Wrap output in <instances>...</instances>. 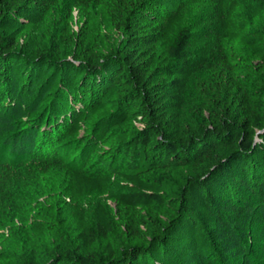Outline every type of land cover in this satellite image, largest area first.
<instances>
[{
  "label": "trees",
  "instance_id": "obj_1",
  "mask_svg": "<svg viewBox=\"0 0 264 264\" xmlns=\"http://www.w3.org/2000/svg\"><path fill=\"white\" fill-rule=\"evenodd\" d=\"M55 4L0 0V114L24 100L27 117L0 146V176L13 164L43 171L6 190L0 180V264H229L201 224L236 243V223L264 235V0H73L81 14L102 10L119 47L102 57L85 24L72 60L54 46L25 63L21 29ZM115 184L117 219L99 202L89 216L81 201ZM163 208L176 213L164 220ZM113 228L130 248L114 249ZM248 240L255 259L261 243Z\"/></svg>",
  "mask_w": 264,
  "mask_h": 264
},
{
  "label": "rangeland",
  "instance_id": "obj_2",
  "mask_svg": "<svg viewBox=\"0 0 264 264\" xmlns=\"http://www.w3.org/2000/svg\"><path fill=\"white\" fill-rule=\"evenodd\" d=\"M72 1L73 0H56V4L52 7L48 16L44 20H36L32 18L30 19V23L26 27L21 29L19 41L16 46V51L19 54L21 53L22 59L23 61H25V63H31L29 61L35 59L36 55L38 54L37 52H41L43 56L49 57L54 50V46L60 47L61 58L63 60H72L73 55L76 53V48L73 44L74 38L80 33L81 28L85 24H87V28L89 30L87 44H96L102 57L113 54L119 47L118 45L121 40V34L111 26L108 18L100 8L95 5H91L88 12L89 14L84 15L81 14L78 9L72 8ZM68 9L71 10V15L68 21L70 38H63L65 39V41H63L61 38L60 30L63 28L64 19L67 15L66 13L68 12ZM188 10L189 11L187 12V19L189 22L201 18L206 11L204 5H200L194 8L189 7ZM212 57L213 55L211 56V58ZM49 73V70L44 67L42 72L43 78L48 77ZM21 103V105L18 104L17 106H15L13 108V111L10 110L12 112L7 110V112H10L9 116L11 117V119L8 118V116L4 114V112L0 114L1 147L5 146V144L8 143L7 139L11 137L14 131L18 129L19 126L17 125L15 127V124H20V122L27 119L26 115L24 114V100H22ZM191 117L195 124L199 122L193 113L191 114ZM254 141L256 143L261 142L259 136H256ZM28 142H34L32 139V135H29L28 141L26 142L27 145ZM40 168L41 167L36 166L35 168L28 165H23L21 167L15 164L11 165V167L8 168L7 171H4L2 176H0V180L1 182H3V184L1 185L3 190H6L9 184L24 185L25 183H31L34 181L36 182L37 179L42 176L43 171H41ZM156 177L162 178L164 181H167L171 184L172 187L170 193L172 194V198H181L182 188L181 186H179L174 177H171L167 173H157ZM119 181L122 182L121 180ZM118 189L119 188H117V184L112 185L107 195H92L90 197H86L81 201V205L85 209L86 213L91 216V211L94 208V205L99 202L104 206L106 211L110 213V217L113 220H116V206L110 199L109 194L118 191ZM170 213L175 214L176 210L171 212V210L163 208L159 211V215L164 220L170 218ZM235 225H237L238 229L240 230V233L238 234V240L236 239V241H238L237 243L233 239H223V237L220 236V234L222 233L221 231H219L218 225H215V222L213 220H209L208 222L204 221L201 224L206 233L207 239H209L210 245L208 246H210L212 254H218L221 257L223 256V262L229 264H253V262L256 263L258 260V264H264V235L261 234V236L259 237V234H257V232L253 228L251 230H248L245 228V224L243 223H236ZM120 234L121 233L116 228H113V232L110 233V241L117 252L130 248L131 246ZM213 235H215L216 237ZM249 237L251 240H258L256 244L258 242L261 243L260 245H258V247H254L255 249L259 248L261 250L256 256L257 258L255 259L249 254V250L251 249L250 245L248 246ZM222 240H225V246H223L224 248L221 252H217V246L219 248H222V246H220V242H222ZM97 245L100 250L103 249V245L101 242H98ZM243 250L247 251L243 252Z\"/></svg>",
  "mask_w": 264,
  "mask_h": 264
}]
</instances>
